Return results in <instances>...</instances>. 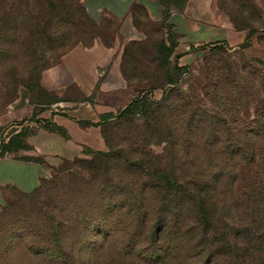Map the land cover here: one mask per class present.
<instances>
[{"label":"rangeland","instance_id":"1","mask_svg":"<svg viewBox=\"0 0 264 264\" xmlns=\"http://www.w3.org/2000/svg\"><path fill=\"white\" fill-rule=\"evenodd\" d=\"M241 1L244 5L238 11L228 7L229 13L238 17L240 23L256 21L258 10L248 0ZM79 4L80 0H0V23L4 16L10 22L0 32V117L23 92L29 94L30 102L58 100L41 90L43 74L57 66L61 56L79 40L90 42L94 35L111 37V24H92L87 14L82 15ZM164 13L163 8L159 19L137 17L144 37L125 49L131 51L126 56L124 51L120 69L137 95L145 90L157 104L168 102L170 106L164 109L163 117L150 122L138 117L110 121L103 130L110 147L106 144L103 151L123 146L131 159L147 153L152 164L158 160L154 163L162 168L171 160L174 146L181 159L189 163L182 167L184 174L196 172L199 179L217 190L218 212L232 239L239 240L238 212L246 207L259 175L258 165L246 160L252 156L264 158V67L246 60L239 50L207 45L191 47L186 63L179 62L180 56L173 53L170 64L163 66L157 49L163 42L169 46V32L172 41L176 40L172 28L167 27L169 21H164ZM174 64L184 71L176 84L170 85L167 80L177 74L172 69ZM69 92L65 98H81L75 89ZM149 123L153 124L152 137L146 145L141 140L144 137L136 132L141 125L140 130L146 132L145 125ZM92 154L51 168L38 188L29 193L38 205L58 208L54 218L64 223L59 229L58 244L30 249L24 233L30 221H35L37 212H30L32 205L23 197L25 194H4L0 200V264H57L34 254L43 249L67 252L72 264H155L144 261L140 253L127 245L125 240L136 225L127 210L109 215L111 226L106 239L84 229L65 228L70 225L69 211L70 218L75 220V208L94 221L99 219L93 206L98 199L91 187L101 186L106 180L99 175L90 182L82 161L92 160ZM144 180L141 177L135 183ZM149 201L153 206L157 202L154 198ZM190 213L193 222L195 212L190 209ZM144 233L136 232L139 237L135 250L143 247ZM186 249L185 262L177 256L169 264L205 262L206 256L192 231L186 234Z\"/></svg>","mask_w":264,"mask_h":264},{"label":"crops","instance_id":"2","mask_svg":"<svg viewBox=\"0 0 264 264\" xmlns=\"http://www.w3.org/2000/svg\"><path fill=\"white\" fill-rule=\"evenodd\" d=\"M248 1L259 18L243 23L227 9L238 11L244 5L241 0H183L173 5L169 23L178 36L174 54L179 62L189 60L191 47L221 45L264 67V0ZM80 5L96 25L111 24V37L97 35L75 43L43 74L41 90L58 100L30 102L23 92L0 117V200L7 192H33L51 168L64 161L103 151L106 144L98 124L136 96L121 75L123 53L131 42L143 40L138 18L159 19L163 6L159 0H80ZM71 89L81 98H65ZM25 129L30 131L23 140L26 148L3 152L2 146Z\"/></svg>","mask_w":264,"mask_h":264},{"label":"trees","instance_id":"3","mask_svg":"<svg viewBox=\"0 0 264 264\" xmlns=\"http://www.w3.org/2000/svg\"><path fill=\"white\" fill-rule=\"evenodd\" d=\"M180 1L183 0H159L165 12L164 21H169L173 5H178ZM78 6L82 15L86 16L82 6L80 4ZM9 23V18L2 17L0 32ZM91 23L93 24L92 21ZM167 27L172 28L171 25H167ZM175 39L172 41V35L169 32V40H167L170 41L169 46L163 42L157 49L159 60L163 66L170 64V58L177 45L178 36L176 34ZM219 46L221 45L214 47ZM245 46L246 44L242 47ZM128 49L131 51V48ZM129 51L125 50V56ZM172 69L177 73L176 77H170L167 83L175 85L184 69L177 64H174ZM165 104L166 102L163 105L154 102L151 93L145 90L139 95L136 94L121 112L116 115L104 116L101 119L98 126L101 127L105 144L110 147L103 131L110 121L138 117L144 118L145 122H150V120L164 116V109L170 106L168 102ZM141 127H137L136 133L144 137L141 140L147 145V139L151 140L152 137L153 124L145 125L146 132L140 130ZM50 129L53 132L61 133V129L56 126H51ZM29 132L28 129L21 131L7 145L2 146V151L11 148H26L23 140L29 135ZM172 147V158L168 165L165 164L162 168L155 165L154 162L158 160L152 164L147 153L140 155L137 159H131L128 150L123 146L116 150L110 148L108 152L87 151L86 154L93 153V158L89 161L83 160L82 163L87 174L90 175V182L99 175L104 176L106 180V183L101 186L95 188L92 185L91 187L98 200L94 205L93 203L88 204V211L95 206L99 219L94 221L81 209L75 208L73 213L75 220L70 218L71 211H69L67 221L70 225L65 228L68 231L84 229L87 232H95L106 239L105 235L109 233L111 226L109 215L127 210L132 213L136 225L131 228L133 233L125 241L136 253L141 254L144 261L149 263L169 264L177 256H181V260L185 262L187 259L186 234L192 231L198 240L202 254L206 256L203 264H264V158L252 156L246 160L258 165L259 175L255 186L252 187V193L248 195L246 207L238 212L240 238L236 240L232 239L224 219L218 212L216 204L219 194L217 190L209 186L203 179H199L196 172L186 176L182 167L189 163L182 160L178 150L174 146ZM141 177L146 181L136 184V180ZM187 177L190 179L186 180ZM116 181L117 184L114 185ZM31 196L23 195L29 199L28 204L32 205L30 212L33 214L37 212L34 215L35 221H30L24 233L29 238L30 249L33 246L48 247L51 244H58L59 229L61 224L64 225L60 220L54 218L56 212L59 211L58 208H46L45 203L38 205ZM153 198L157 200L155 206L149 204V200H153ZM232 202L235 206L234 200ZM190 209L195 212L193 222L190 220ZM142 231L145 232L143 247L135 250L134 248L138 246L136 240L139 237L136 232ZM44 250L46 251L43 252ZM34 254L41 255V257L57 264L73 263L71 256L63 250L43 249L39 252L35 251Z\"/></svg>","mask_w":264,"mask_h":264}]
</instances>
